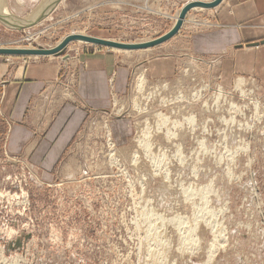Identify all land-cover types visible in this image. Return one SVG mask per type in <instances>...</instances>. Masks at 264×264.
Wrapping results in <instances>:
<instances>
[{
    "label": "rangeland",
    "instance_id": "374dc122",
    "mask_svg": "<svg viewBox=\"0 0 264 264\" xmlns=\"http://www.w3.org/2000/svg\"><path fill=\"white\" fill-rule=\"evenodd\" d=\"M187 1L60 0L35 24L0 25V45L53 47L78 31L149 40L173 26ZM207 11L191 8L172 38L149 49L76 39L65 49L70 58L0 53L13 65L60 58L68 97L84 54L133 66L127 89L106 106L79 98L87 109L79 133L50 169L6 146L11 118L0 102V226L16 230L10 241L0 237L8 261L205 264L212 244L209 264H264V86L253 75L227 84L214 62L190 50L191 34L213 24ZM159 58L172 70L156 73Z\"/></svg>",
    "mask_w": 264,
    "mask_h": 264
},
{
    "label": "crops",
    "instance_id": "0c3cea01",
    "mask_svg": "<svg viewBox=\"0 0 264 264\" xmlns=\"http://www.w3.org/2000/svg\"><path fill=\"white\" fill-rule=\"evenodd\" d=\"M47 1L0 0V15L15 23L25 22L50 5L51 0ZM5 12L15 13L21 20ZM207 12L213 24L191 34L190 50L214 62L220 79L227 84L237 75H253L264 86V0H222ZM0 25L9 27L1 19ZM157 60L156 73L172 70L171 65L167 69L163 66L161 58ZM55 61L15 65L0 62V102L11 118L6 146L27 149L36 163L48 169L79 133L87 112L83 104L79 105V98L87 107L106 106L111 95L127 89L133 69L126 63L119 65L115 55L109 53L84 54L80 74L78 67L68 97L63 95L64 84L59 80L60 58Z\"/></svg>",
    "mask_w": 264,
    "mask_h": 264
},
{
    "label": "water",
    "instance_id": "95a60500",
    "mask_svg": "<svg viewBox=\"0 0 264 264\" xmlns=\"http://www.w3.org/2000/svg\"><path fill=\"white\" fill-rule=\"evenodd\" d=\"M60 0H52L50 5L46 7V9L38 14L36 17L27 20L25 22H13L12 20H9L4 15H0V19L8 24L11 27L14 28H22L25 26H30L32 24H35L36 22H39L46 17L48 12L57 4ZM222 0H189L187 1L181 8L179 16L173 26L166 32L158 35L157 37H154L149 40L144 41H117V40H111L104 37L89 35V34H80V33H70L66 35L57 45L53 47H44V46H38V47H10V46H0V53L2 54H52V55H60L65 54V49L67 44L71 40L75 39H83L86 41L93 42L94 44L98 45H104L108 47H119L123 49H138V48H146L155 46L157 44H160L168 39H170L173 35H175L181 28L183 20L187 14V12L193 8V7H214L218 5Z\"/></svg>",
    "mask_w": 264,
    "mask_h": 264
},
{
    "label": "bare ground",
    "instance_id": "6f19581e",
    "mask_svg": "<svg viewBox=\"0 0 264 264\" xmlns=\"http://www.w3.org/2000/svg\"><path fill=\"white\" fill-rule=\"evenodd\" d=\"M49 1V0H48ZM51 2H52V0H51ZM60 2V1H59ZM66 3V2H65ZM221 3V2H220ZM49 5V4H48ZM48 5L47 6H45V7H43L42 8V10H40V12L42 11H44L45 9H46V7H48ZM195 8H199V7H195ZM32 11V10H31ZM30 11V12H31ZM6 13V12H5ZM179 13H180V10H179V12H178V14H176L175 15V21L177 20V18H178V16H179ZM188 13V12H187ZM48 14H50V13H48ZM6 15H8V16H15V15H10V14H7L6 13ZM187 15V14H186ZM47 16V15H46ZM50 17V16H49ZM44 18H45V16H44ZM43 18V19H44ZM47 18V17H46ZM185 18H186V16H185ZM185 18H184V20H183V23H184V21H185ZM21 20V19H20ZM24 21V20H23ZM183 23H182V25H183ZM27 27V26H26ZM182 27V26H181ZM23 28V27H22ZM76 31V30H75ZM72 33V32H71ZM76 33H80V34H87V33H85V32H83V31H78V32H76ZM90 35V34H89ZM66 36V35H65ZM64 36V37H65ZM95 36V35H94ZM174 36V35H173ZM172 36V37H173ZM99 37H101V36H99ZM171 37V38H172ZM105 38V37H104ZM109 39V38H108ZM76 40V39H75ZM78 40H83V39H78ZM111 40H113V39H111ZM169 40V39H168ZM86 41V40H85ZM117 41H119V40H117ZM167 41V40H166ZM71 42V41H70ZM90 42V41H89ZM165 42V41H164ZM93 43V42H92ZM1 46V45H0ZM39 46V45H38ZM47 47V46H46ZM115 48H119V47H115ZM149 49V47H146V49ZM120 49H123V48H120ZM138 49H145V48H138ZM66 54V53H65ZM40 55V54H39ZM63 57V56H62ZM65 57H68V58H70V56L68 55V53H67V56H65ZM62 60V59H61ZM145 72H144V70H142V69H140L139 70V75L137 76V80H136V84L137 85H139V87H142V85H143V83H144V74ZM136 76V75H135ZM244 83V78L242 77V76H239L238 78H236V81H235V84L237 85V86H240V85H242ZM255 106H257V103L255 104ZM121 110V109H120ZM109 135V134H108ZM117 158V157H116ZM113 163V162H112ZM77 167V166H76ZM71 171V170H70ZM72 172V171H71ZM127 173V172H126ZM140 174V173H139ZM144 176V175H143ZM139 177V176H138ZM142 180V179H141ZM142 186V185H141ZM144 186V185H143ZM142 191V190H141ZM137 203V202H136ZM143 209H144V206H143ZM142 209V210H143ZM141 211V210H140ZM145 211V210H144ZM156 212V211H155ZM140 213V212H139ZM150 213V212H149ZM155 214V213H154ZM153 214V215H154ZM145 215V214H144ZM160 215V214H159ZM158 215V216H159ZM141 216V215H140ZM181 217H182V215H180ZM175 217L176 216H174V219H175ZM179 218V217H178ZM169 219H170V216H169ZM173 219V218H172ZM147 220V219H146ZM161 220H162V218H161ZM171 220V219H170ZM177 220V219H176ZM155 221V220H154ZM158 221V220H157ZM172 221V220H171ZM153 222V221H152ZM173 222V221H172ZM175 222V221H174ZM146 223V222H145ZM181 223H182V221H181ZM161 224V223H160ZM177 224H179V223H177ZM153 226V225H152ZM156 227H157V225H156ZM179 227H181V226H179ZM178 228V227H177ZM193 228V227H192ZM191 228V229H192ZM186 229V228H185ZM162 230V229H161ZM187 230V229H186ZM155 231V230H154ZM182 231V230H181ZM188 231V230H187ZM166 232V231H165ZM191 232V231H190ZM147 233V232H146ZM158 233V232H157ZM160 234V233H159ZM149 235V234H148ZM188 236V235H187ZM186 237V236H185ZM157 238V237H156ZM152 240H154V238L152 239ZM163 240V239H162ZM161 241V240H160ZM163 246V245H162ZM153 247V246H152ZM190 248H191V246H190ZM163 249V248H162ZM186 251V250H185ZM191 251V250H190ZM216 251H217V246L215 245L214 246V248H213V245L211 244V246H210V248H209V253H208V255H207V257L205 258L206 260H205V264L206 263H208V262H210V263H213L212 262V260L214 259H216ZM150 254V253H149ZM152 254V253H151ZM161 255V254H160ZM151 256V255H150ZM157 256V255H156ZM163 256V255H162ZM13 258V257H12ZM16 258V257H15ZM167 258V257H166ZM0 259L2 260V262H4V263H6V264H14V263H16V259H13V260H9L8 261V258L6 257V256H4V255H2V254H0ZM161 259V258H160ZM156 260V259H155ZM158 262V261H157ZM203 262V261H202ZM161 263V262H160ZM171 263V262H170ZM173 263V262H172ZM200 264V263H199ZM209 264V263H208Z\"/></svg>",
    "mask_w": 264,
    "mask_h": 264
},
{
    "label": "clouds",
    "instance_id": "9594fccd",
    "mask_svg": "<svg viewBox=\"0 0 264 264\" xmlns=\"http://www.w3.org/2000/svg\"><path fill=\"white\" fill-rule=\"evenodd\" d=\"M15 235H16V230L8 226L7 224L0 226V237H3L4 239L10 241L13 239Z\"/></svg>",
    "mask_w": 264,
    "mask_h": 264
}]
</instances>
